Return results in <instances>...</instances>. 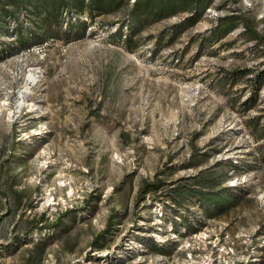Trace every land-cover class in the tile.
Segmentation results:
<instances>
[{
	"label": "rangeland",
	"instance_id": "1",
	"mask_svg": "<svg viewBox=\"0 0 264 264\" xmlns=\"http://www.w3.org/2000/svg\"><path fill=\"white\" fill-rule=\"evenodd\" d=\"M133 1L68 41L13 51L0 32V264H264V0H214L173 44L159 33L187 13L161 19L130 50L114 34ZM222 162L237 203L173 219L170 188Z\"/></svg>",
	"mask_w": 264,
	"mask_h": 264
},
{
	"label": "trees",
	"instance_id": "2",
	"mask_svg": "<svg viewBox=\"0 0 264 264\" xmlns=\"http://www.w3.org/2000/svg\"><path fill=\"white\" fill-rule=\"evenodd\" d=\"M213 2L214 0H134L128 10L127 22L117 28L114 36L128 49L133 50L140 45L139 40L135 38L148 25L167 17L187 13L182 23L159 33L158 45L166 38L169 44H173L183 30L193 26L204 15ZM128 3L129 0H0V32L7 33L16 40L17 44L12 47L13 51L29 48L55 36L68 41L85 32L88 17L91 19L96 13L118 11ZM241 22L246 30L255 36L254 38L261 39L249 18L241 17ZM237 26L235 16L218 18L209 42H219ZM205 42L206 39L201 40L200 48ZM251 82L253 92L243 102L245 109L254 106L255 94L261 84L259 77ZM251 128L258 141L264 138V130L259 131L258 121H255ZM197 151L198 149H194L192 153L194 158L199 154ZM225 165L227 164L222 162L202 169L195 177L170 188L168 199L173 204L171 210L173 219L180 218V223L189 228L192 226L193 215L186 213L188 203L197 204L198 211L210 217L229 211L237 203L239 197L235 194L236 188L224 183L230 176L228 168L236 169L237 165L229 164L227 167ZM163 185V181L159 179L146 181L140 193L143 195L149 191H157Z\"/></svg>",
	"mask_w": 264,
	"mask_h": 264
},
{
	"label": "bare ground",
	"instance_id": "3",
	"mask_svg": "<svg viewBox=\"0 0 264 264\" xmlns=\"http://www.w3.org/2000/svg\"><path fill=\"white\" fill-rule=\"evenodd\" d=\"M33 79H34L33 74H30V75H29V80H33Z\"/></svg>",
	"mask_w": 264,
	"mask_h": 264
}]
</instances>
